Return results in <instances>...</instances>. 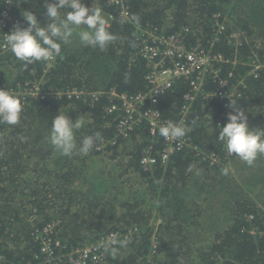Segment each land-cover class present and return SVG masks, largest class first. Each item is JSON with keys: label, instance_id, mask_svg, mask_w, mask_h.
<instances>
[{"label": "trees", "instance_id": "obj_1", "mask_svg": "<svg viewBox=\"0 0 264 264\" xmlns=\"http://www.w3.org/2000/svg\"><path fill=\"white\" fill-rule=\"evenodd\" d=\"M83 2L102 8L106 17L115 10L109 0ZM130 2L140 26L166 34L188 28L184 31L189 46L200 42L230 59L238 54V63L223 64L222 73L233 71L234 80L247 76L236 103L247 112L250 128L264 130V71L258 77L249 74L253 60L264 61V0ZM15 8L21 26L27 27L24 11L33 12L46 25L44 0H17ZM66 11L61 10L62 15ZM217 14L226 27L211 44ZM238 29L245 39L236 47L228 35ZM81 30L84 26L76 32ZM110 30L117 39L105 50L84 46L74 34L51 63L25 64L0 44V89L16 93L23 105L17 124L0 123V251L15 264L35 261L40 246L32 234L34 223L60 219L58 236L67 249L94 239L88 237L92 233H123L138 226L137 237L127 248L111 252L116 264H137L141 258L147 264H264V154L251 166L234 154L228 156L218 139L220 101L199 96L184 124L194 147L174 152L166 162L158 157L151 168L141 165L144 150L152 145V154L158 155L165 142L150 133L146 121L129 138L108 144L106 151L95 147L87 155L64 156L50 144L52 121L60 111L73 121L79 117L85 121L76 133L78 144L96 132L109 140L116 135V120L107 113L109 98L102 92L114 88L137 94L149 89V68L139 53L140 30L115 20ZM5 32L0 31V40ZM206 81L208 90L216 87L208 74ZM34 85L41 90L38 95L27 89ZM71 90L82 93H64ZM189 90V81L181 78L159 95L156 106L164 118L180 119ZM93 92L102 94L97 99ZM109 157L116 171L108 166L97 170L99 161ZM224 168L229 169L227 175ZM128 175L139 182L133 184L131 179L128 186L124 181ZM34 210L41 220L32 223ZM157 218L162 222L155 227Z\"/></svg>", "mask_w": 264, "mask_h": 264}, {"label": "built area", "instance_id": "obj_2", "mask_svg": "<svg viewBox=\"0 0 264 264\" xmlns=\"http://www.w3.org/2000/svg\"><path fill=\"white\" fill-rule=\"evenodd\" d=\"M2 8L0 11V31L5 30L9 33L14 26L19 23L20 17L16 12L17 0H0ZM109 3L114 6L115 10L107 14L109 24L112 21L128 22L135 25L140 33L141 43L139 45L140 55L146 59L149 68L146 75V80L149 86L147 91H140L137 94L119 93L116 89H111L107 93L109 104L106 111L109 114L115 115L116 120V135L109 140L103 139L102 143L98 144L97 150L106 151L108 144L115 145L118 138H129L135 127L143 122H148L150 133L154 136L159 134L158 129L167 121L171 119L164 118L160 109L156 106L159 100V95L166 89L173 86L176 80L184 78L189 81L190 90L184 95V103L181 106V117L178 121H173L185 124L186 118L189 115L194 102L199 96L216 99L221 102L223 110L219 113L217 124L222 128L228 121L229 112L234 109L229 107L230 101L233 99L237 102L238 97L241 96L240 87L246 86L245 78L247 76H240L233 79V71L222 73V65L232 62L238 63V58H227L222 52H216L211 49H206L197 43L189 46L186 43V32L188 28L182 31L166 34L155 27L140 26L136 19V14L131 9L130 0H109ZM231 42L235 45L240 42L241 32L234 31L230 34ZM216 37L211 41L215 43ZM1 48L8 50L4 44L3 38L0 40ZM261 68L264 69V61H254L250 64L249 74L258 77ZM211 76V80L216 85L215 88L208 90L206 85V76ZM211 84V82H210ZM34 88H27L30 94L38 95L41 90L37 85ZM2 89V88H1ZM63 94V92H59ZM65 94H80L82 91L71 90L64 92ZM101 92H93V98H99ZM146 102V104H145ZM165 146L158 155H153L150 145L144 150L141 157V165L145 168H151L161 157L162 162H166L169 157L176 151L192 148L193 143L191 137L186 135L177 142L172 139H164ZM94 147V148H95ZM93 148V149H94ZM230 157L231 154L227 152ZM211 159L214 162L218 161L217 156L212 154ZM36 212L29 218L30 222L36 219ZM162 222L161 218L157 222H153L155 227ZM61 220L54 219L46 221L43 224L33 225L32 234L35 240L39 243V251L35 252V261H29L26 264H116L111 251L106 252L102 246L113 236L119 238L128 237L133 241L139 232L138 226H131L123 233L117 231H108L99 233L94 239L81 242L80 244L67 249L66 244L58 236L61 228ZM93 238L92 235H88ZM156 234L151 238L152 251L155 252L157 248ZM110 253V254H109ZM142 259V258H141ZM137 264H147L142 261ZM0 264H15L10 261L7 255L0 251ZM133 264V263H131Z\"/></svg>", "mask_w": 264, "mask_h": 264}, {"label": "clouds", "instance_id": "obj_3", "mask_svg": "<svg viewBox=\"0 0 264 264\" xmlns=\"http://www.w3.org/2000/svg\"><path fill=\"white\" fill-rule=\"evenodd\" d=\"M47 17L46 25H41L37 16L31 11H24L23 16L27 22V27L17 23L13 30L4 33V44L17 60L25 64L34 62L51 63L62 54V47L71 42L74 34L78 35L79 41L84 46L105 50L117 39L116 35L110 30L108 18L100 7L87 6L83 0H44ZM71 9V11H69ZM61 10H67L63 15ZM84 26V30L76 32ZM216 36L218 39L226 25L224 20L220 21L219 14L215 16ZM241 39L236 47L241 45L245 39V34L241 30ZM230 34L229 42L232 43ZM215 36V37H216ZM238 54H235L234 57ZM254 61L259 60H253ZM264 71L261 68L260 73ZM254 77V76H253ZM58 95V94H57ZM229 107L233 112L228 114V123L222 126L218 139L226 145V151L234 154L240 160L251 166L258 155L264 154V130H256L249 127L248 115L245 109L238 106L236 101L231 99ZM23 105L20 97L7 89H0V123L15 125L21 118ZM85 124L79 117L72 120L68 114L60 111L53 119L50 129L49 142L54 150L64 156H71L73 153L87 155L95 146L102 142V135L96 132L85 136L77 143L76 133ZM188 129L181 123L167 121L159 127L158 132L164 139H172L177 142L187 134ZM191 171V166H189ZM228 168H224L222 173L227 175ZM36 219L41 220L36 210ZM41 224V223H40ZM43 224V223H42ZM62 225V223H61ZM62 228V226H61ZM131 243L128 237L119 238L113 236L102 246L105 251L116 254L119 249H125Z\"/></svg>", "mask_w": 264, "mask_h": 264}, {"label": "rangeland", "instance_id": "obj_4", "mask_svg": "<svg viewBox=\"0 0 264 264\" xmlns=\"http://www.w3.org/2000/svg\"><path fill=\"white\" fill-rule=\"evenodd\" d=\"M112 162H114V160H113V159L110 160V157L107 158V160L102 159V161H99L100 164L98 165V167H97V166H95V167H96L97 170H98V169H102V168L108 166V167L110 168L111 172H112V171H114L113 166H112V164H113ZM92 163H93V162L91 161V164H92ZM95 165H97V164H95ZM115 171H116V170H115ZM115 171H114V172H115ZM114 172H113V173H114ZM129 176H131V175L126 176V177H125L126 180H124V181H126V184H128V186H129L130 183H132V182H131V179L134 180V181H133V184L138 183L139 180H140L138 177H135V176H131V177H129ZM239 180L243 183V180H242L241 176H240ZM133 184H132V185H133ZM157 219H158V218H157ZM157 219H156V220H157ZM156 220H154L153 222H157ZM154 226H155V224H154ZM91 235H92V237H96V236H97L96 233H92Z\"/></svg>", "mask_w": 264, "mask_h": 264}, {"label": "flooded vegetation", "instance_id": "obj_5", "mask_svg": "<svg viewBox=\"0 0 264 264\" xmlns=\"http://www.w3.org/2000/svg\"><path fill=\"white\" fill-rule=\"evenodd\" d=\"M89 235H91V234H89ZM97 236H98V234H96Z\"/></svg>", "mask_w": 264, "mask_h": 264}]
</instances>
